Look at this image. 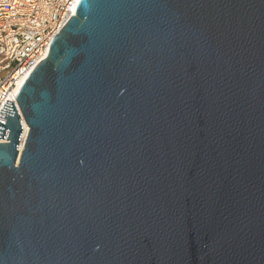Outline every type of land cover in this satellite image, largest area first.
<instances>
[{
  "label": "water",
  "instance_id": "95a60500",
  "mask_svg": "<svg viewBox=\"0 0 264 264\" xmlns=\"http://www.w3.org/2000/svg\"><path fill=\"white\" fill-rule=\"evenodd\" d=\"M76 3L1 111L0 264H264V0Z\"/></svg>",
  "mask_w": 264,
  "mask_h": 264
},
{
  "label": "built area",
  "instance_id": "2783aa9c",
  "mask_svg": "<svg viewBox=\"0 0 264 264\" xmlns=\"http://www.w3.org/2000/svg\"><path fill=\"white\" fill-rule=\"evenodd\" d=\"M77 0H0V121L7 102L19 112V88L47 58L49 48L75 15ZM0 140V143H5Z\"/></svg>",
  "mask_w": 264,
  "mask_h": 264
},
{
  "label": "bare ground",
  "instance_id": "6f19581e",
  "mask_svg": "<svg viewBox=\"0 0 264 264\" xmlns=\"http://www.w3.org/2000/svg\"><path fill=\"white\" fill-rule=\"evenodd\" d=\"M25 80H26V79H23L22 83H20L19 88H18V90L16 91V93H18L19 90L21 89V87L24 85ZM24 128H25V130H26V131H25V135H24V139H25V138H26V135H27V131L29 130L28 127H26L25 123H24Z\"/></svg>",
  "mask_w": 264,
  "mask_h": 264
}]
</instances>
